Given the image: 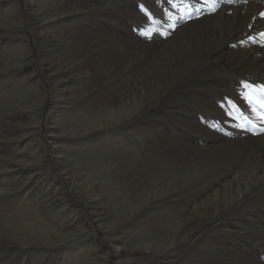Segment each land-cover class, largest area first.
Instances as JSON below:
<instances>
[{"label":"bare ground","instance_id":"1","mask_svg":"<svg viewBox=\"0 0 264 264\" xmlns=\"http://www.w3.org/2000/svg\"><path fill=\"white\" fill-rule=\"evenodd\" d=\"M43 1H32V8L36 7L35 19L40 23V25L37 24L39 33L34 38L40 51L38 64L44 68L52 80L53 100L47 99L43 87L39 86L35 78L29 76L24 92L21 91L22 94L14 96L15 99L13 97L14 101L9 108L5 105L8 110L3 112L0 130L5 129L7 138H4L13 143L15 159L8 161L7 168L0 169L1 185H6L7 188L15 185L17 196L20 194L19 191H29L27 179L34 168L32 165L28 166L25 161L35 158L41 164L39 167L41 170H49L48 176L49 172L55 171L57 174L67 172L70 175L68 179L70 190L76 188L82 191L85 197H89L87 193L95 191L94 196L89 197L88 200L94 201H91L92 204L102 205L104 211L101 212L102 216L100 217L97 212L94 214L101 224H106L102 228L104 232L108 228L105 233L109 234V241L116 246V264H135L137 260L152 259L149 255H145L146 250L151 248L140 245L149 243L148 240L135 245H132V241L135 239L137 242L138 239L134 236L142 232V230L139 231L142 226L146 227L152 217L149 214L155 211L154 208L158 211V208L162 207L165 208V211L159 210L162 217L170 216L174 210L179 223L175 226V239L166 242L162 249L152 251L156 253L155 255L161 256L162 260H167L166 262H175L179 258L182 260L184 256L190 255L199 258L202 264H238L229 251L214 247L210 243L207 222L201 223L200 227L193 222L196 217L210 218L209 223L218 222L228 215L230 209L238 212L239 206L264 204V133L259 132V128L264 125H259L257 134H253L249 130H244L245 127L238 126L243 121L232 119L227 114L228 102L231 101L239 109V113L255 119L248 102L243 98L246 90L242 84L244 82L264 83V46H261L264 44V38L259 35L264 32V18L260 15L264 13V0H247V2L233 0L232 3H228L227 0L222 2L218 0L215 12H210L207 7L200 8L199 18L196 12V8L200 6L199 0H173L176 7H173L168 0H148L149 11L154 19L159 21L158 24H149V26L165 30L167 25L174 24L175 29H167L169 33L167 36L154 32L152 38L148 39L149 45L132 44L134 46L131 47L114 37L101 34V31L87 33L75 23L74 26L72 25L74 17H71V14L77 16L79 12L86 14L88 11L92 14L102 11L101 14L104 16L102 15L101 20L105 22V16H108L112 2L101 0L97 4L96 0H66L67 6L63 4L62 7V3L58 2L60 0ZM40 3H46L50 7ZM37 4H40L39 8ZM99 5L101 9L97 10ZM188 5H191V9L196 12V16L191 19H187ZM113 11L117 15L123 13L120 5L114 7ZM96 18H99V14ZM108 19L110 23L113 17L110 16ZM85 22L92 23V17ZM158 36L161 38L157 39ZM250 36L257 42L253 43L249 39ZM101 41L108 44L107 49L101 48L99 45ZM91 42H97L98 45H93ZM28 47L29 45H26L21 50V57L15 66L17 71L22 70V66L29 64V61L36 64V61L28 57L30 54ZM157 47L161 50L150 57L149 52ZM120 55L121 58H116ZM32 64L27 66L26 72L34 68ZM13 68L0 70V75L14 72L16 69ZM136 69H142L140 72L143 74L133 75V78L128 80ZM132 70L134 72L130 74ZM128 74L130 75L126 77ZM192 75L194 76L191 77ZM184 80L192 84V90L189 91H191L190 97L195 102L196 111L194 115H191V112L184 111V105L178 106L176 121H180L179 129L180 127L184 129L181 131L179 143L183 140L188 146L184 145L181 148L182 151H177L178 154H175L173 153L175 151L172 152L173 148L170 149L169 145H165L169 154L161 156L165 158L162 162H166L164 169L146 168L144 161L141 160L145 156L131 152L130 154L119 153L120 156L113 152L108 153L105 157L106 162L101 164L90 157L83 160L79 156L81 161L77 159L79 157L76 155L80 151L77 153V150L69 146L73 142L94 140L101 137L103 131L139 124V119H142L146 111L152 115L161 110L159 107L163 101L159 98L164 95L169 97L171 88L174 85L177 87L181 84L185 85ZM101 96L104 98L115 96L114 105L109 106L108 103H104L101 108L92 107L93 101ZM232 111L234 115L239 114L235 109ZM46 114H49L52 121L54 116L66 119L56 122L53 127L50 124L46 129L42 123V118ZM172 118L173 116L167 115L168 121ZM15 127L18 130V138L11 137L13 134L11 131H14ZM45 135L50 137L48 152L53 158V163L49 164L39 159L44 151L46 153L41 144ZM194 137H202L199 138L200 142H203L201 147L190 143L189 139ZM31 143V148H36V155L34 156L35 152L31 151L33 154L29 153V157V146L26 145ZM153 152L148 150L145 155L154 157ZM146 159L150 164L152 158ZM78 164L83 170L78 175L82 174L83 178L91 177L90 180L88 179L89 183L74 180ZM97 165H100L102 169H99ZM113 184L115 186H112ZM109 185L112 187L111 190L108 189ZM117 186H119L118 190L113 189ZM192 186L197 187L196 190H189ZM48 197L49 194H45L42 205L57 204L58 200L54 198L56 201H52L49 200L52 198L48 199ZM186 201L192 203V206L185 205ZM183 206H185L184 209H182ZM70 208L77 220L59 222L60 227L50 224L48 229L35 226L24 230L7 224L5 219L0 218V237L22 243V248L35 245L45 253L48 251L45 260L51 261L52 254L55 255L70 248L68 244L72 240L64 236V233L71 231L76 233L77 230L78 234L76 233L73 237L76 241L88 230V224L82 215L76 212L73 206L70 205ZM45 209L48 208L45 207ZM178 210L181 211L178 212ZM131 228L134 231V239H130V233L125 231ZM59 245H62L60 250L57 248ZM98 246L95 243L89 251V260L86 264H96L101 254L97 255ZM217 248L221 253L220 251L213 253L217 251ZM220 254H223L221 258L224 262L218 260L222 263L214 258Z\"/></svg>","mask_w":264,"mask_h":264},{"label":"rangeland","instance_id":"2","mask_svg":"<svg viewBox=\"0 0 264 264\" xmlns=\"http://www.w3.org/2000/svg\"><path fill=\"white\" fill-rule=\"evenodd\" d=\"M32 1L39 2V1H43V0H0V35H3V36H0V70L10 69L13 67L15 68L16 64L19 62V59L21 57V54H22L21 50L26 45H29V47L27 48L28 52H30V54H28V57L32 58L34 61H36L35 62L36 64H32L31 61H29V64H32L34 66V68L29 69L27 72H26V70L28 69L27 66H29V64L23 65L22 70L18 69V71H17V69L15 68L16 70L14 72L8 74V75H0V105H1L0 109L2 108L0 110V113H1L0 114V116H1L0 117V123L2 121V116L4 115L3 112H6L8 110V108L10 107V104H12V102L14 101L15 97L18 94L20 95L24 92V90H25L24 87L26 85V82H27V79L29 76H32L33 78H35L36 81H38L39 86L43 87L47 99L53 100V97H52V94H53L52 80H50V78H49L47 72L44 70V68L38 64L40 51H39L38 43L36 42L34 36H36V34L39 33V32H37L38 31L37 28L39 27L38 25H40V23L38 20L35 19L34 13H36V7L32 8V5H33ZM60 1H58V2L60 4L62 3L61 4L62 7L64 5L67 6L66 0H60ZM99 1H101V0H96V3L98 4ZM108 1L112 2V5L110 6L108 16H105L106 17V19H105L106 23L101 20L104 16L103 14H101L102 11H99L96 14H94V13L92 14L90 11H88L86 14H89L90 16L84 14L83 12L77 13V16H76V14H74V15L71 14V17L72 16L74 17V18H72V23H73L72 25L74 26V23H75V25H77V27L84 29L82 31H86L87 33H97L98 31H101L102 32L101 34H103V35L111 36V37L116 38L118 41L120 40L121 42H125L126 46H128V47L134 46L132 44H135L137 46L138 45H143V46L149 45L148 39L143 38L144 36H141L139 34V32L144 30L145 27H150L149 22L147 20V17L139 9V5L141 3H143L148 8V0H126L125 2H124V0H113V1L108 0ZM115 1H116V3H115ZM114 3H115V5H114ZM40 4H43L46 7H50L46 3L45 4L40 3ZM40 4H37L38 8H39ZM118 5L121 6L122 11H123V13L120 15L114 14L115 11H113V8L117 7ZM129 5H131V6H129ZM125 7H127V8L124 9ZM99 9H101L100 5L97 6V10H99ZM126 10H128V11H126ZM38 13L39 12L37 11V15H38ZM98 14H99V18H96V15H98ZM132 14H133V16H132ZM110 16H112L113 19L109 23L108 18H110ZM90 17H92L93 22L86 24V22H85L86 19L88 20V19H90ZM141 23H142V25H141ZM143 24H144V26H143ZM118 25H119V27H117ZM101 27L103 28V30ZM77 30L80 31L78 28H77ZM50 31L52 32L53 30L50 28ZM130 33H131V35H130ZM50 35H52V34H50ZM122 36H123V39H121ZM124 37H126V38H124ZM159 38H161V36L157 37V39H159ZM133 41H135V42H133ZM91 43L93 45H98L97 42H91ZM99 45L101 46L102 49L104 48V50L107 49L106 46H108V44L105 41H101V43ZM160 50H161L160 47L153 49L151 52H149L150 57L154 56L155 52H158ZM86 53H88V52H86ZM131 53H132V51H131ZM2 56L4 58H2ZM116 58H121V55L116 56ZM24 71H25V73H24ZM140 71H142V69H136L135 72L132 70L130 74H132V72H134V73L132 75L128 74V75H126V77H128L130 75L131 77L130 76L128 77V80H129V79L133 78V75L134 76L142 75L143 73H141ZM193 76L194 75H192L191 77H193ZM184 83H185V85L181 84V85H178V87L176 85H174L171 88V94L169 97H165V95H164L162 98H159V99H161V101H163L162 105L159 107V109H161V110L157 111L156 113H154L152 115L148 114V111H146L143 114L144 118L141 117L142 119H139V121H138L139 124L138 123L135 125L130 124L132 126H130L128 128H117L115 130L110 129L107 131H103V135L101 137H98L97 139L88 140V141H75L69 146L72 147L73 149L77 150L76 151L77 153L80 151V153H78L76 155L77 157L80 156L82 159L90 157V158H92L93 161L94 160L99 161L98 162L99 164L104 163V161L106 162L107 158H105V157H107L108 153L113 152V154L119 155V153L130 154V152H131L133 154L139 153L142 156H145V157L141 158V160L144 161L146 166L143 163L142 164L146 168H151L150 170L156 169V168L164 169L166 162H162V161H164L165 158H161V156L164 157L166 153L169 154V152H167V150H166L165 145L166 146L169 145L170 149L173 148L172 152L175 151V152H173L175 154H178L177 151L178 152L182 151L181 148L184 145H187V144H185L187 142L184 143L183 140L181 143H179L180 142L179 138L182 136L181 131L184 129H182L181 127L179 129V122L180 121L179 120L176 121V112H177L178 106L184 105L185 106L184 111H187L189 113L191 112L190 113L191 115H194V113L196 111V109H194V106H195L194 103L195 102L190 97L191 91H189V90H192V84L187 83L185 80H184ZM175 89H176V91H175ZM21 91H22V93H21ZM9 92H11V93H9ZM13 97H14V99H13ZM114 97L115 96H111L109 98H104L101 96L99 98H96L93 101L91 106L94 108H99V107L101 108L104 103H108L109 106H113L115 103ZM10 99H13V100H10ZM3 100H5V101H3ZM6 100H7V102H6ZM191 101H193V102H191ZM9 102H11V103H9ZM2 105H4V106H2ZM5 105L8 106V108ZM4 107L6 110L4 109ZM200 110H198V111H200ZM166 114L173 116L171 121H168ZM62 115H64L63 112H62ZM159 117H161V118H159ZM162 118H163V120H162ZM65 119L66 118L54 116L53 121H52L49 114H46L42 118V123H43L44 127H46V129H48L50 124L53 127V126H55L56 122L63 121ZM158 120H160V121H158ZM151 122H153V123H151ZM162 123H163V125H162ZM148 124H149V126L150 125L151 126L149 127ZM14 125H15V123H14ZM143 126H145V127H143ZM158 126H159V128H158ZM188 127H190V126H188ZM140 128H142V129H140ZM16 129L17 128L15 127L13 129L14 131H11L13 134L10 132V134H12L11 137L18 138V130H16ZM122 129H125V130H122ZM154 129H155V131H154ZM1 130H0V154H1L0 155V169H4V168H7V163L9 160L15 159V156H14L15 148H14V145L11 141L8 142L9 140L5 139V138H7L5 135V131H4L5 129L1 128ZM136 130H138V131H136ZM152 131H154V132H152ZM139 132L142 135H140ZM158 134H160V135H158ZM154 137H156V138H154ZM166 137H168V138H166ZM49 138L50 137L48 135H45L43 137V141L41 144H42L43 148H45L46 153L44 151V153H42L41 157H39V159H41V161H45L47 164L53 163V158H52L51 154H49V152H48V150H49V144H48ZM194 138L189 139L190 143L193 146L201 147L200 145H202L203 142H200V139L202 137H197V138L194 137ZM159 139H161V140L164 139V140L160 141ZM166 139H168V140H166ZM196 141H198V142H196ZM165 142H166V144H165ZM145 143H146V145H145ZM176 143H179L180 145L179 144H178L179 146L175 145ZM34 145H35V143L33 142V146ZM26 146H29L28 147V149H29L28 156L30 157L29 153H32V152L34 153L36 148H33V149L31 148L32 143L28 144ZM156 147H158V148H156ZM151 148H153L154 150ZM159 148H161L162 150ZM177 148H179V149H177ZM158 149H159V152L157 151ZM148 150L154 151L153 152L154 157L145 155L146 152H148ZM164 151H165V153H164ZM9 154H11V155H9ZM33 155L35 156L36 152ZM80 157L77 159L80 160L81 159ZM146 158H149V159L152 158V161L150 164L147 162L148 159H146ZM29 159L25 161L26 164L28 166L32 165L34 170H36V171L33 170V172L30 174V177L27 179V180H29V181H27L29 191H27V192L23 191L24 193L19 191L18 193H20V194L17 196V195H15V194H17V187L15 185L13 186L15 189L13 187L7 188V187H5L6 185H1L2 180H0V216H2L0 218L5 219V222L7 224H11L17 228H21L24 230L31 229L35 226H38L39 228H47L48 229V228H50L49 227L50 224L52 226H56V225H58L59 222H65V221L73 222L74 220H77V219H75L76 216L71 211L72 210V208H70V205H71L74 207L76 212H79L82 215V217L85 219L86 224H88L87 225L88 230L86 232H84L80 236V238L76 241H75L76 238H73V237H75L74 235L77 233V230H76V233L74 231L64 233L65 234L64 236L69 237L70 241L72 240L68 244L70 248L68 250L61 251V252L55 254L57 256L52 254L51 255V257H52L51 261L45 260V258H46L45 256L49 253L48 251H47V253H45V251L37 248L35 245H32L29 248H22V245H21L22 243L19 244L18 242L13 241L9 238L0 237V264H3V263L4 264H26V263L27 264H86V262H88V260H89V257H88L89 251H91V249L95 243L97 245H99L98 249H97V255L99 253H101L99 255L100 257H99L98 261H96L95 263L96 264H116V261H117L116 246H115V244H113L109 241V238H108L109 234L105 233L108 230V228L105 232L102 228V226L105 227L106 224H101V222L98 221V218L94 214L95 212H97L100 217L102 216L101 212H104L102 209V205L92 204V202H94V201L88 200L89 197L94 196L95 191L90 192V194L87 193V195L89 197H85L83 192L80 190H76V188L73 190H70L69 184H68V181H69L68 179L70 178V175L67 174V172H64L65 174L64 173H60V174L58 173L57 174L55 171L53 173L49 172V176H48L47 172L49 170H46V171L41 170L39 168L41 166V164L35 158H34L35 160L31 159V158H29ZM103 159H105V160H103ZM34 164H36V165H34ZM97 166L100 167V165H97ZM174 166H178V165H174ZM99 169H102V168L100 167ZM80 172H83V170L78 164L77 165V174L75 175L74 180H76L77 182L78 181H81V182L85 181V183H89V180L91 177L87 176L86 178H83L82 174L78 175V173H80ZM60 177H62V178H60ZM63 177H65L66 179ZM48 181L50 182L49 183L50 185L48 184ZM43 184H45V185H43ZM112 186H115V184H113ZM109 187L110 188H108V189L111 190L112 187L110 185H109ZM118 188H119V186H117L116 188H113V189L118 190ZM196 188L197 187L192 186L189 188V190H191V191L196 190ZM9 189H10V191H9ZM11 189H13V191ZM46 192L49 194L48 199L52 198L49 200H52V201L58 200V202H57L58 205L56 204L53 206H46L44 204L45 207L48 208V209H45L44 205H42V202L44 201L43 197L45 196V194H47ZM61 199H63V201ZM1 203H2V205H1ZM187 203L185 205H191L192 204L189 202H187ZM6 208H7V210H6ZM184 208H185V206L182 207V209H184ZM158 209L165 211L164 207L158 208ZM238 209H237L238 212L235 210L233 211V209H230L228 211V215L224 216V218L220 219L218 222L209 223L210 218L198 219L196 217L194 219L193 223L197 224V226L200 227L201 223L206 224L205 222H207V224H206V225H208L207 226V229H208L207 235L211 241L210 243H212V245L214 247L215 246H217L219 248L221 247L222 249L229 251V253H231L233 255L234 261L236 263H238V264H264V247H263V245H264V240H263L264 239V237H263L264 231L262 232V229L264 230V204L251 205L249 207L248 206H239ZM248 209H250V211ZM154 210H155L154 212L152 211L149 214V216L150 217L152 216V217L151 218L149 217L150 220L146 224V227L144 225L139 229V231L142 230V232L138 231L139 234L141 233V236H139L138 233L134 236V237H137L136 238V239H138L137 242H135V239L133 237L134 231L132 230V228L131 229H125V231L130 233V235H129L130 239H134L132 241L133 242L132 245H135V243L139 244L141 241L148 240L147 242H149V243L140 244V245L149 246L151 248L150 250H146L145 255H149V257H151L152 259L146 258L143 260H137V262L135 264H175V263H177V264L178 263L179 264H202L199 261L200 260L199 258H197L196 256H190V255L184 256L182 258V260H179L180 259L179 258L175 262H172V261L166 262L167 260H162L161 256L155 255L156 253L152 252V251H158V250L162 249V246L165 245L166 242H170V241H173L175 239L174 238L175 232H176L175 226L179 223L177 216H176L177 214L174 212L173 209H172L173 211L171 212L170 216H163V217L159 214V210L156 211L157 210L156 208H154ZM180 211L181 210H178V212H180ZM259 214H261V215H259ZM3 215H4V217H3ZM198 221H200V222H198ZM60 226L58 225L56 227H60ZM151 226L153 227L152 229H151ZM167 226H169V227H167ZM74 227H76V226H74ZM248 229H249V231H248ZM209 233H210V235H209ZM150 234H151V236H150ZM68 235H70V236H68ZM143 238H145V239H143ZM162 239H164V240L162 241ZM247 240H248V242H247ZM154 242H156V243H154ZM261 242H263V243H261ZM140 245H137V246H140ZM60 247H62V245L57 246L58 250H60ZM33 248H35V249H33ZM21 249L24 253L21 251ZM219 251L220 250L217 248V251L216 252L213 251V253H219ZM220 253H221V251H220ZM184 254H185V252H184ZM243 256H244V258H243ZM221 257H223V254H220L214 258L216 260L219 259L222 262H224V259ZM139 258L142 259L141 257H139ZM153 258L157 259L158 261H155ZM52 260H53V262H52ZM242 260H244V261H242ZM7 261H8V263H7ZM221 261H219V262H221Z\"/></svg>","mask_w":264,"mask_h":264},{"label":"snow or ice","instance_id":"3","mask_svg":"<svg viewBox=\"0 0 264 264\" xmlns=\"http://www.w3.org/2000/svg\"><path fill=\"white\" fill-rule=\"evenodd\" d=\"M168 2L172 4L173 7H176V4L173 3V0H168ZM227 2L232 3L233 0H227ZM245 2H247V0H245ZM199 4L200 6L196 8L197 18H199L200 8L207 7L210 12H215L218 7V0H199ZM139 9L147 17L150 25H155L159 23V21L154 19L149 9L145 7L143 3L139 5ZM260 15L261 18H264V13H261ZM191 18H192V13L189 12L187 15V19H191ZM167 29L174 30L175 25L169 24L167 25ZM167 29L160 30L157 28L146 27L144 30L140 31L139 34L147 39H151L154 32H159L160 35L167 36L169 34ZM259 35L260 37L264 38V32H261ZM249 39L252 40L253 43L257 42L251 36L249 37ZM261 46H264V44H262ZM242 87L246 90L243 93V98L248 102L251 112L255 116V119H253L250 116L244 115L243 113H239V109L231 101L228 102L229 110L227 114L231 116L232 119H235L237 121H243V123L239 124L238 126L244 128V125L247 124L251 126L252 129H255L259 125H264V83L254 84V83L244 82L242 84ZM233 109H235L236 112H238L239 114L234 115L232 111ZM244 130H249V129L244 128ZM259 132L264 133V127L259 128ZM253 134H257V133L253 132Z\"/></svg>","mask_w":264,"mask_h":264}]
</instances>
